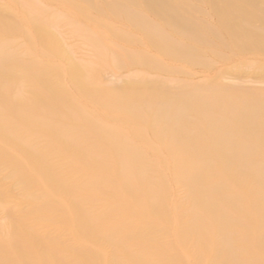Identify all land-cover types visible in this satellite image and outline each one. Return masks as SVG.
Returning a JSON list of instances; mask_svg holds the SVG:
<instances>
[{
	"label": "rangeland",
	"instance_id": "374dc122",
	"mask_svg": "<svg viewBox=\"0 0 264 264\" xmlns=\"http://www.w3.org/2000/svg\"><path fill=\"white\" fill-rule=\"evenodd\" d=\"M123 3H126L127 8L131 7L129 20L125 16H114L107 8L105 0H0V53L7 52L12 54V57L15 56L16 59L12 63L3 65V69H6L7 72L3 74L0 86L15 85L17 91L14 92L12 98L20 101L26 100L32 103L35 98L41 97L47 101L64 104L65 108L61 113L58 112L56 106V110L53 112L38 107L35 116L37 123L42 127L49 128V114L61 116L62 125L75 126L74 123L79 125L83 122L89 123L88 129L64 133L60 131V128L55 131L54 140L50 141L46 147H41L40 150V154L48 156L45 159L47 164L49 162L60 163L63 169L74 166V164L72 165L74 161H71L72 158L69 154L57 151L54 147L56 145L61 149L67 146L69 150L77 153L76 142L84 137L90 139L93 136L91 132L106 137L109 142H116L123 152L119 164L125 163L127 159L132 160L136 165L134 170L140 172L137 164L143 163L144 166L140 165L143 166L141 168L145 179L144 183L152 188L157 187L160 196L152 201L144 199L143 202L149 206L154 203H159L158 205L169 203L163 216H159L157 211L151 209L150 215L146 217L145 221L161 218L169 223L172 217L182 220L184 224L180 230L187 243L184 253L191 254L193 264H221L222 262L227 264H264L263 258L253 256L258 250L264 249V239L261 242L256 240L255 243L253 241L251 243L245 237V233L248 231L247 224H257L258 234L264 236V209L258 214L253 211L255 207H264V195H259V190L264 191V172L260 175L256 173L258 169L264 171V140L259 142L256 140L257 137L251 136L249 141L256 143L258 152V154H248V158L253 162L248 164L231 160L230 165L226 164L229 169L224 168L225 173L222 175L218 173L217 168L219 165L225 166V162L216 164L214 162L216 157L204 144L205 142H214L211 132L198 135L200 139L197 145L191 143L179 148L182 150L178 149L177 159L167 163L166 160L172 158V154L168 153L160 144L164 142L173 150L175 147L172 145L177 140V131L174 134L163 128L169 124L183 125L185 121H175L176 118L170 115L171 111L169 114L164 112L168 120V125L165 126L161 111L158 110V107L151 105V102H159L162 105H170L171 102L173 105L169 106V110L172 108L171 110L183 111L187 107L185 101L181 100L185 91L193 95H207V97L212 95L217 100L223 99L228 102L232 100L239 103L249 101L260 105L264 103V80L254 83L247 79L256 76H253L252 66L247 67L248 65L240 63L246 57L244 54L240 57L231 55L232 60L227 62V58L224 61L226 63H220L225 55L227 57V53L231 52L232 45H229L230 47L227 49L210 44L208 40L215 37L203 26L198 27L197 22L203 20L214 27L215 23L209 17L197 14L195 9L187 8L189 11H185L186 22L194 24L196 36L204 38L203 41H193L184 33L175 32L163 20L153 17L150 11L136 7L132 2L127 3L124 0ZM38 15L42 16L41 24L33 25L32 19ZM145 21L154 23L161 32H156L153 29V31L151 29L142 30L141 26L145 25ZM201 24L204 25V23ZM217 31L219 37L228 39L229 35L225 30L219 28ZM160 33L165 38L184 42L187 47H193L202 50V52L211 48L212 52L201 55L205 60L210 59L211 63H207L205 67L173 63L172 60L179 59L180 56L177 52L165 49L160 40L154 39L158 38ZM260 33L263 32L260 31ZM151 39H154L158 46L151 45ZM150 61L167 68H181V71L180 73L161 74V71L146 67ZM32 65H34L33 69L44 67L43 75L30 74L33 72L31 71ZM185 71L199 74L195 77H187L184 74ZM41 79L48 82L50 85L48 88L51 87L50 90L57 93L56 98H60L53 100L47 90L44 91V94L34 88L30 89L32 91L25 90L31 87V82L42 83ZM178 82H189L194 85L183 91L179 88L180 83ZM197 82H200L201 87H197ZM95 84L102 86L100 89L96 86L92 90V85ZM150 87L163 88L167 93L164 91L157 94L148 93L146 90ZM102 94H105V97ZM94 98L99 102H96ZM106 108H116L117 111L109 112ZM74 115L76 116L74 117ZM238 117L241 120L246 119L249 114H242ZM194 125L191 121L189 124H185V128L192 130ZM219 125L221 126V124L214 123L212 131L218 132ZM120 126L123 127L122 129L127 126L136 127L142 131V136L138 137V133L120 136L116 132L118 128L121 129ZM165 133L171 137H165ZM232 135L233 133L225 136L231 138ZM182 137L193 139L195 134L184 132ZM68 140H72L73 143ZM130 142H132V148L140 146L142 150L136 148L134 150L137 153L132 154L131 148L124 147ZM37 143L43 145L44 140L38 139ZM144 145H150L153 149L157 148V153ZM126 148L129 152L127 156ZM86 150L95 152L96 147H87ZM193 152L198 155L203 153L202 159H199V163L196 165L198 167L201 161L205 162L204 167L201 168L202 176L197 177L195 181L205 188L207 195L205 200L198 199L194 202L192 191L182 184L186 174L181 170L175 172L180 161ZM101 154L110 158L112 155L115 156L114 152L109 149L103 150ZM113 167L114 165L104 166L105 169H113ZM155 170L159 174L161 173L162 179L159 180L158 176L153 175ZM193 171H197L196 168ZM65 172L69 175L67 177L74 179L79 177L77 174H70L69 170ZM6 175L1 181L4 185H8L12 181L8 174ZM88 183L90 184L86 189L84 188L86 183L82 182L80 187L72 185L70 191L84 193L91 188L96 190L103 188L102 190L105 192L111 188V185H103L99 181ZM166 188L170 189L169 193L161 195L160 192H164ZM12 192L18 194L16 195L17 199H20L19 195L23 193L22 191ZM14 194L11 193L10 196H15ZM64 198L69 202L68 195H65ZM133 200L137 201L134 198ZM101 203L102 201L97 200L91 204L89 209L81 212L83 215L92 214L94 220L89 223L92 227L111 225L118 216L123 218L120 224L116 225L115 229L113 228L114 230L111 229L113 232L102 235L101 258L92 259L82 253L81 249L71 240V232L64 227H62L63 235L52 234L53 229L61 228V223L58 219L46 221L40 216L36 217L34 223L39 226L52 227V231L51 228H44V230H48L50 237L65 242L61 248L67 254L55 252L61 248L35 250L32 254L29 250H24L21 247L15 251L22 253L26 251L23 256L28 264L39 258H42V262L50 261L51 264H130L128 259L124 258L128 252H130L129 254L132 252L128 256L131 258L132 264H136L135 262L149 264L150 261H158L157 254L159 252L169 253L168 246L170 244L167 240L170 237L174 238L171 231H161L163 229L158 226L156 228L146 227L144 224L142 227L135 221V216L126 215L128 210L126 212L116 211L114 217L108 214L98 215L96 209L101 206ZM174 203L176 205H173ZM21 207L23 208L24 205ZM22 210L25 211L26 208ZM207 210H211V212L206 214ZM200 212L204 214L201 215ZM211 213L214 216H220L215 219L224 229V233H211L209 236L213 238V243L208 244L209 242H204L207 235L198 236V229L207 225V219ZM41 214L48 216L50 212L43 211ZM230 214H235L238 219H232ZM119 231L132 234L131 239L119 241L120 234L116 233ZM225 241L230 246L231 252L226 253L223 247ZM135 244L136 246H134ZM0 264L9 263L1 260ZM163 264H170V262H163Z\"/></svg>",
	"mask_w": 264,
	"mask_h": 264
},
{
	"label": "bare ground",
	"instance_id": "6f19581e",
	"mask_svg": "<svg viewBox=\"0 0 264 264\" xmlns=\"http://www.w3.org/2000/svg\"><path fill=\"white\" fill-rule=\"evenodd\" d=\"M105 1L107 8L110 9L114 16H125L128 20L129 17L131 18V7L129 6L130 8H127L126 3H123L124 0ZM125 1L127 3L132 2L136 7L150 11L153 17L155 16V18L163 20L165 24L172 27L175 32L184 33L193 41H203L204 38L196 36L193 27L194 24L186 22L185 11H189L187 8L195 9L197 14L203 17H209L210 20L215 23L214 27L203 20L197 22L198 27L203 26L215 37L208 40L210 44L227 49L232 45L231 52L229 51V53H227V57L225 55V58L222 59L223 61L218 62L226 63L224 61L227 60V58V62H229L232 60V56L237 55L240 57L244 54L246 57L243 59L244 61H240V63L245 66L248 65L247 67L252 66L254 69L253 76H256L248 77L247 79L254 83H260V80H264V0ZM41 17L42 16L38 15L36 18H33L32 24H41ZM204 20L207 21V19ZM201 23H204V25ZM219 28L228 33V39L219 37L217 31ZM141 29H153L156 32H161V30L150 21H145V25H142ZM260 31L263 33H260ZM154 39L160 40L163 47L170 52L178 53L180 56L179 59L172 60L175 64L179 62L193 67H205L207 63H211L210 59L205 60L201 57V55L207 52H212L211 48H209L208 51L202 52V50L187 47L184 42L165 38L161 33L158 38ZM154 39H151L150 43L156 47L158 44ZM11 55L12 54L7 52L0 53V85L2 83L1 79L3 74L7 72L6 69H3V65L16 61L14 58L15 56L12 57ZM33 67L34 65H32L31 70L33 72H30V74H37V76L43 75L44 67H37L34 69ZM146 67L151 70L161 71V74L180 73L181 71V68H167L159 66L153 61H150ZM184 74L187 77H195L199 73L185 71ZM41 82L40 84L31 82V87L25 90L32 91L30 89L34 88L39 92H43V94L44 91L47 90L53 100L60 98H56L57 93L50 90L51 87L48 88V86H50L48 82H44L42 79ZM178 83H180L179 88L183 91L194 85V83L189 82ZM199 83L200 82H197V87H201ZM92 86L93 90L96 86L100 89L102 85L95 84ZM15 91H17L15 85L0 86V261L3 260L5 263L8 262L9 264H28L23 256L26 254V251L23 253L21 251H15L19 247L27 251L29 250L31 254L34 253L35 250L63 247L65 242L50 237L48 230H44V228H51L50 230L52 231V227L39 226L34 223L38 216L46 221L58 219L61 223V228L53 229L54 231L52 234L56 233L57 236L63 235L64 231L62 227H64L71 232V240L81 249L80 251L82 253L92 259L101 258L102 248L100 241L102 235L113 232L116 225L120 224L123 218H121L122 216H118L113 220L111 225L92 227L89 224L94 220L92 214L83 215L81 212L89 209L92 203L99 200L102 201V203L101 206L96 209L98 215L108 214L114 217L116 211L126 212L128 210L126 215L130 217L135 216V221H137L140 226L144 227L143 224L146 225V227L156 228V226H158V228L163 229L161 231L167 230L166 232H172L174 238L172 239L170 237L167 240L169 242L168 244H170L168 246L169 253L165 254L164 251L159 252V254H157L158 261H150L148 262L149 264H163V262L167 263V261L170 262V264H193V262H191V254L184 253L187 243L186 240L183 239V234L180 230L184 224L182 220L172 217L169 223L161 218H153L150 221H145L146 217L150 215L151 209L157 211L159 216H163L169 203H162L163 205L154 203L152 206H149L143 202L144 199L146 201H152V199L156 200L160 197L157 187L152 188L144 183L145 179L141 168L144 166L143 163H140L143 166L137 164L140 168V172L139 170H134L136 165L132 160L127 159L125 163L119 164L118 162L121 157H123V152L116 145V142H109L106 137L99 136L96 132H91L93 136L90 139L84 137L76 142L78 146L77 153L69 150L67 146L60 149L55 145V150L70 155L72 158L71 161H74L71 163L72 165L74 164V166L64 168L66 169L64 170L60 163L49 162L47 164L45 159H47L48 156L46 154H40V150L41 147H46L50 141L54 140L55 131L60 130V128V131L64 133L67 131L88 129L89 123L83 122L80 125L74 123L75 126L62 125L61 116L49 114V128L42 127L36 121L35 113L38 107H43V109L48 112L55 111L57 107L58 112L61 113L63 108H65L64 104L47 101L45 98L41 97L35 98L32 103L26 100L20 101L12 98ZM146 91L155 94L160 91L167 93L163 88L154 87H150ZM102 95L105 97V94ZM94 99L96 102H99L98 99ZM181 100L185 101V105L187 106L183 111L171 110L172 108L169 110V106L173 105L171 102L170 105L151 102V105L158 107V110L161 111V114L164 116L162 119L165 120V126L168 125V120L164 112H168L169 114L171 111L170 115L176 118L175 121H185L183 125L169 124L163 128L170 130L174 134L177 131V140L174 145H172L175 147L173 150L165 145L164 142L160 144L168 153L172 154V158L170 157L169 160H166L167 163L177 159L179 148H183L191 143L197 145L200 139L199 136L208 134L209 132L213 134L212 139H214V142L200 143H204L209 150L212 151L211 154H214L216 157L214 161L216 164L225 162V166L219 165L217 168L220 175L225 173V170H223L224 168L226 170L229 169L228 165H230L231 160L248 164L253 162L248 158V154H258V152L256 151V143L250 142L249 139L251 136H254L257 137L256 140L259 142L260 140H264V103L256 105V103L253 104L249 101L239 103L231 100V102H228L223 99L217 100V98L212 95L209 97H207V95H193L188 94L186 91L182 95ZM106 109L109 112L117 111L116 108ZM242 114H249V117L241 120L238 116ZM75 116L76 115H74V117ZM191 121H193L195 125L192 130H189L185 128V124H189ZM214 123L221 124V126L219 125L220 128L218 132L212 131ZM120 128L121 129L118 128L116 130L117 134L120 136L131 133H138V137L142 136V131L136 127L127 126V128L122 129L123 127L120 126ZM184 132H186V134H195V137L193 139H185V137H182ZM229 132L233 133L231 138L225 136L232 134ZM165 137L169 138L171 136L166 134ZM38 139H43L44 144L41 145L37 143ZM68 142L73 143L72 140H68ZM150 145L144 146L149 150L156 151L157 148L153 149ZM87 147H96V150L95 152L88 151L86 150ZM124 147L131 148L132 154L137 153L134 150L136 148L142 150L140 146H133L132 148V142ZM105 149L112 150L115 156L112 155L111 158L103 156L101 152ZM128 153V149L126 148V156ZM202 157L203 153H199L198 155L193 152L191 155L181 160L179 166L175 168L176 173L181 170V172L186 174L182 184L192 191L193 202L198 201V199L205 200L207 196L205 188L195 181L197 177L200 178L202 176L201 168L204 167L205 162L201 161L200 166L196 167L199 163V159H202ZM227 157L228 159L226 160ZM105 165H107V167L109 165H114V167L113 169H105ZM194 168H196L197 171L194 172ZM67 170H69L70 174H77L79 177L76 179L67 177L69 176L68 173L65 172ZM262 172L264 171L258 169L256 173L260 175ZM2 173L8 174V177L12 179L11 183L8 185L1 183L4 179L3 177L7 176ZM153 175L158 176L159 180L163 178L161 173L159 174L157 170L154 171ZM91 181H99L103 185H111V188L105 192H103V188L97 190L91 188L84 193L70 191L72 185L80 187L82 186V182L86 183L84 185L86 189L88 184H90L88 182ZM221 182L223 183L224 181ZM169 190L170 189L166 188L164 192H160V194H168ZM12 191H22V195H19L21 198L17 199L16 195L18 194H16V192L14 194ZM11 193L15 196H10ZM65 195H68L69 202L65 201ZM259 195H264V191L259 190ZM133 198L137 199V201L133 200ZM139 200L141 201L139 202ZM22 205H24L23 208L21 207ZM173 205H176V203ZM24 208H26L25 211L22 210ZM263 209L264 207L259 206L255 207L253 211L258 214L262 212ZM43 211L50 212V215H42L41 212ZM210 212L211 210H207L206 214ZM196 214L198 213L196 212ZM200 214L202 215L204 213L200 212ZM216 217L220 216H214L213 213H211L208 216L207 225L201 229L197 227L198 236L207 235L204 242H209L208 244L213 243V238L209 236L211 233H224V229L222 226H219L215 219ZM231 218L238 219L235 214H232ZM247 227L248 231L245 233V237L248 241L251 243L253 241L255 243L256 240L261 242L264 239V236L259 235L257 232V224H247ZM116 233L120 234L118 238L119 241L130 240L132 237V234L126 233L125 231ZM134 246H136V244ZM35 247H37V249H35ZM223 247L226 253H228V251L231 252V248L227 241L224 242ZM55 252L57 254H67L62 248ZM129 253L130 252H128V255L125 254L124 258H127L129 263L132 264L131 258H128L132 252L131 254ZM253 256L264 259V249L258 250ZM114 260L115 257L113 258V261ZM135 263L139 264L137 262ZM31 264H51V262H42V258H39L35 259ZM221 264L227 263L222 262Z\"/></svg>",
	"mask_w": 264,
	"mask_h": 264
}]
</instances>
